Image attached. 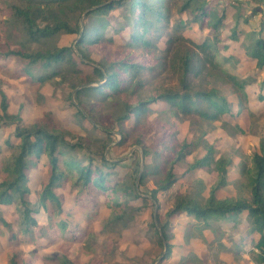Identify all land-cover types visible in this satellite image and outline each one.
Listing matches in <instances>:
<instances>
[{
	"label": "rangeland",
	"instance_id": "1",
	"mask_svg": "<svg viewBox=\"0 0 264 264\" xmlns=\"http://www.w3.org/2000/svg\"><path fill=\"white\" fill-rule=\"evenodd\" d=\"M183 2L184 0H167V6L170 7V26L165 32H159L157 47L149 50L142 46L129 49L132 24L131 18L124 10L119 8L98 16H87V12L80 14L79 24L82 27L86 25L89 29L100 28L99 33L103 34L105 39L102 48L87 50V53L95 61L105 58L108 62L113 56L129 50L138 56L149 54L148 66L153 68L147 70L141 78L144 87L138 93L141 98H146L181 88L178 73L179 54L184 47H190L192 50L193 48L184 41L174 45L168 43V35L173 34L174 23L178 21L177 24L183 25L178 34L185 40L213 43V38L217 35L219 42L216 53L214 52L217 56L210 54L209 58L207 57L211 63L206 61L204 55L199 54L195 60L193 87L197 90L217 89L219 95L231 103L232 114H225L217 121H206L195 114L184 120H171L167 115L160 113L169 107L166 103L158 102L150 107L149 120L158 119L164 124L170 121L176 125V139L179 142L191 143L197 148L193 149L184 162L175 165L173 171L178 182L169 191L159 193V207L151 199L132 202L131 205L140 207V210L128 211L127 227L110 226L108 219L112 212L104 197L94 190L86 191L74 187L72 182L64 183L61 188L55 190L63 208V212L58 215L57 207L49 199L42 197L50 177L47 158L43 157L35 166L33 161H29L31 169L28 172L26 199L30 209L34 210L32 216L37 225L30 224L28 233H22V229L27 225L21 222L20 205L14 203L0 206L2 219L10 224L12 229L10 231L0 221V264H8L14 251L24 252L30 264H61L64 258L75 264H157L163 248L153 226L155 214L159 215L161 223L169 221L170 225L166 237L173 245V251L165 264H255L250 253L241 254L240 257L234 255L240 240L247 248L253 239L249 233L251 221L245 214L242 215L237 228L232 230V225L227 224L216 233L192 227L193 219L185 214L170 219L164 218L178 197H195L197 193H204L206 197L215 185L216 172L195 170L190 173L188 170L195 160L206 154V145L216 150L217 158L223 157L231 161L228 167V185L218 192V196L222 198L237 193L241 181H244L241 171L251 166V157L255 151L261 152L259 142L264 138V72L258 67L255 59L246 55L244 49V44L248 42L247 34L259 28L263 20L262 15L253 13L257 4L250 0H214L217 3L214 9L218 18H221L225 11L224 24L215 31L203 28L200 22L194 20L190 11L179 12ZM28 3V0H0L1 50L6 51V46L30 52L62 47L75 48L76 34H60L39 42L30 41L21 24L10 17L11 7H24ZM78 17L77 14L73 15V22L78 20ZM44 25L45 23L41 24ZM235 30L239 40L233 38ZM1 35L5 43L2 42ZM152 36L154 39L157 37H150ZM92 66V62L82 61L77 53H71L70 61L55 66L59 76L52 82L39 86L23 76V71L28 69L25 61L18 57L1 59L0 90L8 95L9 112L14 115L20 113L22 125L29 127L41 119L49 126L62 128L68 141L81 140L85 144V148L81 150V157L84 158L89 153L101 150V144L96 139H108L102 129L94 128L88 119L77 114L76 104L79 102L71 85H76L78 79L90 75ZM30 69L35 78L45 74L40 68ZM53 69L54 67L50 68L48 72L51 73ZM222 71L248 79L251 84L245 88V94H240L238 88L232 86ZM97 102L94 95L83 99V104L87 107L94 105L100 111L103 126L110 129L115 110L109 104ZM135 124L136 121L132 120L126 124V128L131 129ZM15 129V124H0V182L8 176L12 158L18 152L16 146L20 144V140L15 136ZM114 133L105 156L109 160L118 161L115 171L119 180L125 179L130 185L135 182L139 191L144 196H149V192L156 189L164 179L167 167L160 162L159 168H156L152 156L145 158L142 155L141 149L135 145V134L126 142H121L118 127ZM146 143L151 149L154 143L152 136L146 138ZM94 162L96 165H102L99 159ZM144 170H148L149 174L144 183L140 184ZM79 194L81 195L78 196ZM60 224H65L67 231H78V240H73L70 233H63ZM217 224L214 223L215 226ZM12 232L16 235L15 240L11 239Z\"/></svg>",
	"mask_w": 264,
	"mask_h": 264
},
{
	"label": "trees",
	"instance_id": "2",
	"mask_svg": "<svg viewBox=\"0 0 264 264\" xmlns=\"http://www.w3.org/2000/svg\"><path fill=\"white\" fill-rule=\"evenodd\" d=\"M250 1L257 4L253 9L254 15H262L263 20L259 28H255L247 34L248 42L244 44V49L246 55L255 59L258 62V67L264 72V0ZM28 2L24 7H11L10 17L21 24L24 34L30 41L39 42L60 34H76L75 48L62 47L30 52L21 48L10 49L6 46V51L0 49V60L18 57L25 61L28 69L23 71V76L30 78L33 83L39 86L52 82L59 76V72L55 71V66L70 61L71 53H77L82 61L92 62V73L78 79V83L71 86L75 91L74 96L79 102L76 104L77 114L88 119L94 128L102 129L108 139H96L101 144V150L89 153L82 158L81 150L85 148V144L81 140L68 141L62 128L49 126L41 119L29 127L22 125L23 119L20 113L14 115L9 112L8 95L5 91L0 90V124H15V136L20 140V144L16 146L18 152L13 156L8 168L9 174L0 182V206L14 203L20 205L21 222L27 225L24 230L22 229V233H28L27 228L30 224L37 225L36 219L32 216L34 210L30 209L26 199V184L29 180L28 172L31 169L29 161H33L35 166L40 163L43 157H46L50 177L42 197L49 199L57 207L58 215L63 212V208L55 190L61 188L64 183L72 182L74 187H80L81 190L86 191L94 190L104 197L107 207L112 212L108 219L110 226L123 225L127 227L128 211L140 210V207L131 205L132 202L151 199L159 207V193L169 191L178 182L173 171L175 165L184 162L193 149L197 148L186 141L179 142L174 129L176 125L170 121L164 124L158 119L149 120L150 107L158 102L166 103L169 107L160 113L167 115L171 120H184V118L195 114L206 121H217L225 114H232L231 103L219 95L217 89L197 90L193 87V77L196 74L195 60L198 54L204 55L206 61L211 63L208 58L210 54L217 56L214 52L219 42V36L216 35L213 38V43L185 40L182 35L178 34L179 28L183 25L177 24L178 21H175L176 23L172 26L173 34L168 35V43L174 45L184 41L194 50L184 47L180 51L178 73L181 88L177 91L168 90L159 95L141 98L138 95L144 87L141 78L147 70L153 68L148 66L149 54H147L148 56H138L129 50L121 55L113 56L110 62L105 58L95 61L87 53V50L102 48L105 39L103 34L99 33L100 28L89 29L86 25L82 27L79 24V19L82 13L88 10L87 16H98L120 8L131 18L132 35L131 43L128 44L129 49L141 48V46L147 50L155 49L158 35L160 36L159 32H165L170 26V7L167 6V0H37V2L28 0ZM216 4L214 0H184L179 12L190 11L194 20L200 22L203 28L217 31L224 24L225 11L222 17L218 18L214 9ZM76 14L79 16L78 20L73 22L72 16ZM42 23L45 25L41 26ZM151 35H157V37L154 39L153 36L150 37ZM147 36L149 37L147 38ZM1 37L4 42L3 35ZM233 38L239 40L236 30L233 32ZM32 67L44 70V76L33 77L30 69ZM52 67L54 69L49 73L48 70ZM212 67L214 68V64ZM224 76L232 83V86L238 88L242 95L245 94V88L251 84L248 79L235 75L224 73ZM262 86L264 87V80ZM88 95H94L97 97V103L109 104L115 110L112 117L113 125L110 129L103 126L101 113L94 105L87 107L86 104H83V99ZM132 120L136 121L135 127L126 128V124ZM117 127L121 142H126L132 134H135V145L141 149L142 155L145 158L152 156L156 162L154 165L156 168H159L160 162L167 167L164 179L156 189L149 192V196H144L135 182L130 185L125 179L119 180V175L115 171L118 161L109 160L105 156L106 148L112 142L111 137L115 134L114 130ZM149 135L154 140L151 149L146 143V138ZM259 148L261 152L255 151L251 157V166L245 167L241 171V178L244 181H241L237 193L234 196L220 198L218 192L228 185V167L231 165V161L223 157L217 158L216 150L212 146L206 145V154L195 160L188 170L190 173L195 170L216 172L215 185L212 186L206 197L204 193H197L195 197L189 198L185 195L178 197L164 218L170 219L185 214L193 219L192 227L216 233L224 229L227 224L232 225V230L237 228L241 216L246 214L247 219L251 221L249 233L253 239L247 248L243 245L242 240L239 244L235 243L238 247L234 250V255L240 257L241 254L250 253L255 264H264V138L260 139ZM98 159L101 166L94 162ZM148 174V170L142 172L140 184L144 183ZM0 221L12 231L11 225L4 221L1 215ZM215 222L218 223L216 226ZM64 225L60 224L63 233H70L73 240H78V231H67ZM153 226L163 248V253L157 264H165L173 251V245L168 242L166 237L170 226L169 221L161 223V218L155 214ZM11 239H16L14 232H12ZM8 264L30 263L24 252L14 251ZM61 264L75 263L64 258Z\"/></svg>",
	"mask_w": 264,
	"mask_h": 264
},
{
	"label": "crops",
	"instance_id": "3",
	"mask_svg": "<svg viewBox=\"0 0 264 264\" xmlns=\"http://www.w3.org/2000/svg\"><path fill=\"white\" fill-rule=\"evenodd\" d=\"M264 80V79H263ZM259 146H260V142H259ZM244 215V214H243ZM246 215V214H245ZM247 216V215H246ZM241 220H242V216H241Z\"/></svg>",
	"mask_w": 264,
	"mask_h": 264
},
{
	"label": "water",
	"instance_id": "4",
	"mask_svg": "<svg viewBox=\"0 0 264 264\" xmlns=\"http://www.w3.org/2000/svg\"><path fill=\"white\" fill-rule=\"evenodd\" d=\"M90 10H92V9H90ZM89 11V10H88ZM88 11H86V12H88Z\"/></svg>",
	"mask_w": 264,
	"mask_h": 264
}]
</instances>
